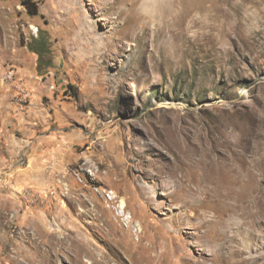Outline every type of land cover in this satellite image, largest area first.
Wrapping results in <instances>:
<instances>
[{"label":"rangeland","instance_id":"obj_1","mask_svg":"<svg viewBox=\"0 0 264 264\" xmlns=\"http://www.w3.org/2000/svg\"><path fill=\"white\" fill-rule=\"evenodd\" d=\"M36 4L0 0V264H264V0Z\"/></svg>","mask_w":264,"mask_h":264},{"label":"trees","instance_id":"obj_2","mask_svg":"<svg viewBox=\"0 0 264 264\" xmlns=\"http://www.w3.org/2000/svg\"><path fill=\"white\" fill-rule=\"evenodd\" d=\"M30 16L38 14L37 2L38 0H20ZM33 1V2H32ZM27 49L37 56L36 71L41 73L42 70H47L52 67V60L50 58V40L46 32L38 29L37 36H31L30 41L26 43Z\"/></svg>","mask_w":264,"mask_h":264},{"label":"bare ground","instance_id":"obj_3","mask_svg":"<svg viewBox=\"0 0 264 264\" xmlns=\"http://www.w3.org/2000/svg\"><path fill=\"white\" fill-rule=\"evenodd\" d=\"M250 176H251V175H250ZM250 176H249V177H250ZM251 178H252V177H251ZM251 182H252V181H251ZM254 191H255V190H254ZM250 202H251V201H250ZM258 202H260V201H258ZM123 206H124V205H123V203H122V204H121V208H123ZM263 211H264V203H263V210H262L261 213L259 214V215H260V218H261V217H264V212H263ZM263 219H264V218H263ZM94 264H103V262H100V263H94Z\"/></svg>","mask_w":264,"mask_h":264}]
</instances>
